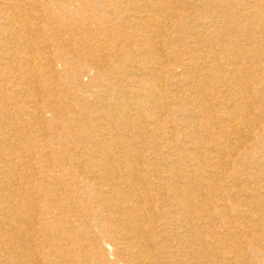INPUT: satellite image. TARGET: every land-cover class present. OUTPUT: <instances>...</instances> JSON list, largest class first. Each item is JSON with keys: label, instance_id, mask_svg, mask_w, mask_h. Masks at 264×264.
<instances>
[{"label": "bare ground", "instance_id": "1", "mask_svg": "<svg viewBox=\"0 0 264 264\" xmlns=\"http://www.w3.org/2000/svg\"><path fill=\"white\" fill-rule=\"evenodd\" d=\"M56 1L0 0V264L264 257V0Z\"/></svg>", "mask_w": 264, "mask_h": 264}, {"label": "rangeland", "instance_id": "2", "mask_svg": "<svg viewBox=\"0 0 264 264\" xmlns=\"http://www.w3.org/2000/svg\"><path fill=\"white\" fill-rule=\"evenodd\" d=\"M85 2H89L90 0H84ZM56 6H58V5H60V2L57 0L56 1ZM79 4V3H78ZM90 14L91 12L90 11H87L86 12V15L87 14ZM45 17V18H47L48 17V15H46V14H44L43 12H38V14L37 15H34V17L37 19V17ZM91 26L92 27H94V28H96V26H95V23L94 22H91ZM139 58V57H138ZM58 70L59 71H62L63 72V68H62V66L61 65H59L58 66ZM82 81H83V83H87V82H90V78L88 77V76H85V75H83L82 76ZM49 139V138H48ZM243 201V196H241V197H238V199H234L233 200V202H229L230 203V207H235V206H240L239 204L241 203ZM242 206V205H241ZM240 206V208H244V207H241ZM237 224V223H236ZM252 260L250 261L251 263L250 264H257L258 262L260 263V262H263L264 263V257H259V260H257V259H255V256H253L252 258H251Z\"/></svg>", "mask_w": 264, "mask_h": 264}]
</instances>
